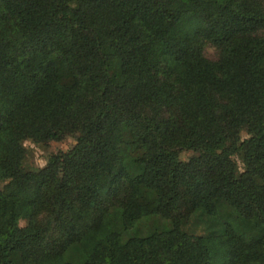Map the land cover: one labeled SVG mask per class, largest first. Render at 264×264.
Masks as SVG:
<instances>
[{"label":"trees","instance_id":"16d2710c","mask_svg":"<svg viewBox=\"0 0 264 264\" xmlns=\"http://www.w3.org/2000/svg\"><path fill=\"white\" fill-rule=\"evenodd\" d=\"M263 29V0H0V264H264Z\"/></svg>","mask_w":264,"mask_h":264},{"label":"rangeland","instance_id":"374dc122","mask_svg":"<svg viewBox=\"0 0 264 264\" xmlns=\"http://www.w3.org/2000/svg\"><path fill=\"white\" fill-rule=\"evenodd\" d=\"M264 5V0H263ZM192 19L194 24L197 23L196 17L192 14H186L183 16L180 23H188V19ZM180 27V26H178ZM175 34H182L180 31H177ZM261 34L264 35V29L261 31ZM187 36V35H185ZM203 55L209 59L215 60L218 57V49L211 45L210 43H205L203 47ZM165 65L172 71L184 74V68L180 63L175 60L168 58L165 60ZM247 137L245 131L241 132V138L244 139ZM76 143V134H67L59 140H51L46 143H35L31 140H25L23 145L26 149V155L23 161V166L27 170L41 168L46 163V157L49 154L57 153L59 151H68L70 150ZM194 155V152L191 150H181L179 151V159L183 162L189 160L190 157ZM233 160L235 161L238 169L240 171L243 170L244 165L238 154L233 155ZM6 181H0V189L5 185ZM21 211L23 214H27L29 209L24 204L21 207ZM27 223L26 217H21L19 219V225L25 226ZM164 224H168L167 221L159 218V217H151L148 219H143L135 225L140 233H144L150 227L162 226ZM184 228L189 232L202 233L204 224L201 221H197V219H190L188 223L184 226ZM108 233L107 228L105 226H101L95 230L88 232L80 242L81 248L85 253H89L95 243L102 237H104Z\"/></svg>","mask_w":264,"mask_h":264}]
</instances>
